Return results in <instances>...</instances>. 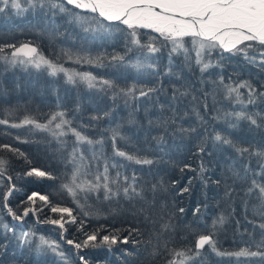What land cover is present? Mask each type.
I'll list each match as a JSON object with an SVG mask.
<instances>
[{
  "label": "trees",
  "instance_id": "1",
  "mask_svg": "<svg viewBox=\"0 0 264 264\" xmlns=\"http://www.w3.org/2000/svg\"><path fill=\"white\" fill-rule=\"evenodd\" d=\"M19 3V9L0 3V57L10 59L18 44L30 41L73 79L65 72L53 75L47 66L11 64L0 58V120L8 121L0 124V145L23 153L0 148V158L8 162L0 176V264H79L76 254L84 264H169L181 259L174 256L177 251L195 256L197 238L209 234L216 250L206 245L186 264H264L261 256L217 254L242 249L264 253V247H257L264 240V199L258 190L249 192L253 180L264 184V155L254 154L264 153V57L259 51L245 55L214 50L204 55L203 63L210 66L201 71L190 43L188 53H173L171 45L160 42L159 51L149 53L131 44L126 26L92 19L94 14L66 0ZM61 6L68 11H61ZM77 13L86 18L77 19ZM139 31L141 44L157 35ZM116 55L124 60H114ZM84 73L95 77V87L75 75ZM245 82L256 89L254 103H249L247 88L240 89L239 102L235 93L227 94L226 86ZM121 89L134 91L124 95ZM56 112H64L71 127L93 141L79 145L93 173L103 171L106 162L110 177L121 174L118 183L110 185L119 195L105 200L103 190L78 192L81 210L62 188L73 168L75 137L58 140L35 127L47 124ZM241 112L251 119L238 117ZM26 118L35 123L23 124ZM114 131L119 133L116 149L152 163L116 156ZM216 135L231 143L215 140ZM238 148L250 151L240 155ZM33 168L50 177L26 175ZM129 185L139 195L130 190L126 197L122 189ZM30 192L47 196L51 205L72 209L76 222L66 223L64 243L82 244L85 233L98 232L96 246H66L60 239L62 230L47 223L61 214L51 212L38 197L34 204L28 201ZM9 208L16 216L33 208L42 224H36L29 212L15 226ZM221 217L223 224L213 229ZM104 235L116 236L117 243H101ZM41 238L54 242L55 249L41 244ZM124 238L127 243L121 242Z\"/></svg>",
  "mask_w": 264,
  "mask_h": 264
},
{
  "label": "snow or ice",
  "instance_id": "2",
  "mask_svg": "<svg viewBox=\"0 0 264 264\" xmlns=\"http://www.w3.org/2000/svg\"><path fill=\"white\" fill-rule=\"evenodd\" d=\"M0 3L4 5H11L12 8L19 9L21 4L19 0H0ZM68 5H72L75 9H81L88 13L94 14L91 18L109 22V24H117L126 26L128 30V35L131 37V44L137 47L147 48L149 53H155L159 51L156 47V43L160 42L165 45H171V51L173 53L184 52L188 53L190 43L191 48L196 52V63L202 64L201 71H205L210 65L203 63V57L205 54H211L214 50H222L224 52L236 53L241 52L247 55L249 50L259 51V55L264 57V0H66ZM54 7L56 5H53ZM61 11H68L63 6H61ZM77 19H85L86 17H81L79 13L76 14ZM103 26V25H102ZM139 30H150L151 33L157 35H152L148 38L146 44H141L140 31ZM14 47V46H9ZM3 48H0V52H3ZM132 49H128L131 51ZM67 55V53H66ZM7 60L11 64H32L37 68L42 65L47 66L51 69V74L55 75L57 72H65L68 75V79L71 81L73 79V74L67 73L63 67H58L56 64L45 59L36 47L30 46L29 44H22L20 47L15 48L11 53V58L0 57ZM71 58V57H69ZM187 58V57H186ZM255 57H253L254 59ZM114 60H124L123 56H113ZM79 62V59L77 60ZM90 62V61H89ZM264 64V60L261 61ZM80 75V78L88 82L89 87H95L94 83L95 77L90 74H75ZM105 85L111 87L109 81L102 82ZM227 94L231 96L235 93L237 101L241 96L240 89L247 88L249 90V103H254L253 96L256 89L253 88L247 82L238 84L236 87L226 86ZM134 89L123 90L121 92L124 95H131ZM154 91L149 89V92ZM141 96L148 95L147 92L140 91ZM264 96V93H261ZM238 117H245L243 112L237 114ZM7 120H0V124H7ZM32 120L25 119L23 124H33ZM252 123L255 124L256 121L253 119ZM21 124H12L11 127H21ZM35 127L48 131L56 139L67 136L69 134L75 137V145L71 153L70 163L73 164L71 174L69 177V182L62 185V188L67 191V193L73 198L77 207L83 210V205L79 203L76 199L78 192L80 193H95L103 190L104 199L108 200L111 197L119 195L118 191H113L110 185H115L118 183L120 178V173L117 172L116 177H110L109 175V165L105 162L103 166V171L97 170L95 173L91 170L87 158L84 156L83 152H80L79 145L87 143L89 145L93 144V141L88 139L81 132L77 131L75 128L71 127V121L65 118L64 112H56L52 114L47 124H35ZM119 136L118 132H113L112 142L114 148V154L119 157H124L129 161H133L136 164H151V160H140L135 159L126 153L119 151L115 148V141ZM215 140L222 141L225 144L231 143L226 138H222L220 135L215 136ZM101 143V142H98ZM0 148L8 149L14 153H19L18 149L11 148L9 145H0ZM203 151V149H201ZM236 151L243 155L249 152L248 148L236 149ZM255 155H264V153H254ZM23 155V153H19ZM7 161L0 158V176L4 174L5 166ZM115 167V165H112ZM203 171V168H201ZM26 175L36 177H45L50 174L39 170L31 169ZM92 176V179H88ZM9 180L11 177L8 178ZM135 179V178H133ZM124 181L128 180V177H123ZM134 195H139L132 185L124 187L122 189L123 194L128 197L129 193ZM255 190L259 191L261 199H264V184L257 183L256 180L252 181V187L249 192ZM12 189L9 190L7 195L11 194ZM187 191V189H184ZM7 195L4 199L7 200ZM44 202L45 206H50L51 212L59 213V219H51L48 222L52 224L59 225L61 229H64L65 223H75L76 218L73 216V211L71 208L58 207L51 205L48 197L45 195H39L33 192L28 196V201L35 203L36 198ZM87 196L85 195V199ZM7 206V205H5ZM9 213L13 215L15 219H21L22 217L16 216L12 213L11 208L8 209ZM33 211H36L33 209ZM183 211V209H181ZM29 210L25 209L23 215L27 216ZM65 214L69 218L64 219ZM84 215H88L87 212ZM223 217L219 219L218 222H213V229H215L216 224H223ZM167 227V226H165ZM264 228V224L260 225ZM82 231L81 228L78 229ZM86 239L81 243L75 244L77 249L81 247H88L89 245L95 247V242L97 241L98 232H93L87 234ZM29 237L28 233H24V238ZM121 242L127 243V238H124ZM69 244L73 241L69 240ZM101 243L108 245H113L117 243L116 236L104 235L102 237ZM41 244L48 245L55 249L54 242H50L41 238ZM208 245L213 251L216 250V242L213 239V235H201L195 244V256L200 255V250ZM257 247H264V240H261ZM218 255H228L239 257H264V253L261 252H249L247 249H242L236 253H220ZM175 257H180L181 259L177 261L173 259L169 261V264H186L187 261L195 259V256H188L184 251H177L174 253ZM84 258L81 257V260ZM85 264L87 262L85 261Z\"/></svg>",
  "mask_w": 264,
  "mask_h": 264
},
{
  "label": "rangeland",
  "instance_id": "3",
  "mask_svg": "<svg viewBox=\"0 0 264 264\" xmlns=\"http://www.w3.org/2000/svg\"><path fill=\"white\" fill-rule=\"evenodd\" d=\"M24 42H28V43H30V45H32V46H34V47H36L35 46V44L34 43H32V42H30V41H24ZM23 43V42H22ZM21 45V43L20 44H18L17 46H16V48L17 47H19ZM4 177H6V178H8V176H6V175H4ZM10 187H13L12 185H10ZM10 190V189H9ZM9 190L6 192V195L9 193ZM33 192H30L29 193V195L28 196H30L31 194H32ZM7 197H9V195H7ZM5 205H7L6 204V202H5ZM6 208H7V206H6ZM25 209H33V208H25ZM25 209L23 210V212H22V214H21V216L20 217H23L22 219H15L13 216H11L12 217V223H13V225H20L21 223H22V221H23V219L25 218V216L23 215V213H24V211H25ZM35 212V211H34ZM154 213H156V211H153ZM157 212H159V211H157ZM8 213H9V211H8ZM29 213V212H28ZM32 213V212H31ZM10 214V213H9ZM10 215H12V214H10ZM36 215V214H35ZM154 217H159V216H154ZM65 220H68L69 218L68 217H66V218H64ZM35 220V219H34ZM20 222V223H19ZM47 223H50V222H48L47 221ZM37 224V223H36ZM42 224V223H41ZM41 224H39V225H41ZM50 224H52V223H50ZM52 225H55V226H57V227H59V225H56V224H52ZM152 225V224H151ZM149 228H150V231H152V226H148ZM60 228V227H59ZM61 229V228H60ZM62 231H61V241L63 242V240H65L64 238H65V235H66V232H67V229H66V223H65V225H64V229H61ZM200 237V236H199ZM198 237V238H199ZM197 238V239H198ZM64 243V242H63ZM67 244H69L68 243V241L66 242ZM72 245H75V243L73 242L72 243ZM76 259L78 260V262H79V264H84V262H83V260H81V258H80V256L78 255V254H76Z\"/></svg>",
  "mask_w": 264,
  "mask_h": 264
},
{
  "label": "water",
  "instance_id": "4",
  "mask_svg": "<svg viewBox=\"0 0 264 264\" xmlns=\"http://www.w3.org/2000/svg\"><path fill=\"white\" fill-rule=\"evenodd\" d=\"M22 44H29V45H30V43H28V42H23V43H21V45H22ZM21 45H20V46H21ZM20 46H19V47H20ZM30 46H32V45H30ZM33 47H34V46H33ZM28 210H29V212H32L33 217H34V219H35V222H36L37 224H41L42 222H39V221L36 219V215H35V212L33 211V209H28ZM22 218H23V217H22ZM22 218H21V219H22ZM19 223H20V222H19Z\"/></svg>",
  "mask_w": 264,
  "mask_h": 264
},
{
  "label": "bare ground",
  "instance_id": "5",
  "mask_svg": "<svg viewBox=\"0 0 264 264\" xmlns=\"http://www.w3.org/2000/svg\"><path fill=\"white\" fill-rule=\"evenodd\" d=\"M66 246H69V245H71V246H75V245H72V244H67V243H64Z\"/></svg>",
  "mask_w": 264,
  "mask_h": 264
}]
</instances>
